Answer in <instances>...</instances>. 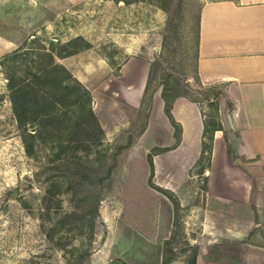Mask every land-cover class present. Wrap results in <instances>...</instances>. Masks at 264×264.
Here are the masks:
<instances>
[{
	"label": "rangeland",
	"instance_id": "obj_1",
	"mask_svg": "<svg viewBox=\"0 0 264 264\" xmlns=\"http://www.w3.org/2000/svg\"><path fill=\"white\" fill-rule=\"evenodd\" d=\"M201 2L81 0L61 5L50 11L49 24L31 32L20 44L28 55L12 57L8 51L0 58V264H86L89 252L107 233L103 217L112 220L111 232L121 218L136 217L143 224L150 212L154 214L151 198L161 192L148 179L143 184L131 182V154L121 153L145 122V102L134 111L99 92L104 126L93 108L98 106L93 96L89 103L95 118L86 106L81 111L83 116L77 118L74 105H58L59 119L51 118L49 125L38 117L19 125L8 95V73L14 71L20 78L24 67L36 69L41 60L47 59L39 51H52L58 60L55 51L76 34L89 43L87 53L102 54L117 72L119 62L128 54L141 51L139 44L160 37L152 49L154 67L146 93L163 81L170 93L185 91L195 98L203 106L207 122H220V114L231 105L225 85L201 83L195 72L197 10ZM98 71L94 68L91 72L95 83ZM96 92L94 88V95ZM113 101L121 103V112L111 111ZM122 143L126 144L114 153ZM205 155L174 192L179 202L174 231L166 244L168 261L161 262L163 242L136 252L128 249L124 257L136 264H193L198 218L202 216V209L193 203L202 195L206 182ZM132 184L135 194L131 193ZM262 238L264 235L257 232L248 237ZM134 240L141 241L139 236ZM224 245L207 251L215 257L210 264H240L238 248L227 244L222 249ZM109 264L129 263L114 255Z\"/></svg>",
	"mask_w": 264,
	"mask_h": 264
},
{
	"label": "crops",
	"instance_id": "obj_2",
	"mask_svg": "<svg viewBox=\"0 0 264 264\" xmlns=\"http://www.w3.org/2000/svg\"><path fill=\"white\" fill-rule=\"evenodd\" d=\"M79 1L0 0V58L31 32L49 24L50 11ZM196 27V76L204 84H224L231 105L220 114V124L212 130L205 187L193 203L195 208L202 209L196 231L195 264L212 263L215 257L207 251L221 244H225L222 249L227 244L238 248L240 264H264V238L248 239L255 232L264 235V0H202ZM160 39L139 44L141 51L128 54L119 62L117 72H113L102 54L87 53L88 46L56 58L91 88L90 94L98 104L93 108L104 126L106 118L104 106L98 100L99 92L135 111L141 103L152 49ZM85 54L91 58L80 61ZM92 65L100 73H96V83ZM112 104L113 113L121 112V103ZM170 112L180 124L177 141L163 109L161 86H157L152 91L142 130L121 153L131 154V182L143 184L150 170L146 154L151 147L158 146L151 154V179L175 192L189 170L204 157L201 142L206 119L203 106L183 92L173 96ZM136 191L134 187L131 193ZM151 199L154 214L145 216L143 224L136 217H125L117 220L116 230L111 232L112 220L103 217L107 233L89 252L86 264H109L114 255L136 264L124 257L128 249L134 252L161 244L171 233L173 205L163 192ZM136 236L141 239L139 243L134 240Z\"/></svg>",
	"mask_w": 264,
	"mask_h": 264
},
{
	"label": "trees",
	"instance_id": "obj_3",
	"mask_svg": "<svg viewBox=\"0 0 264 264\" xmlns=\"http://www.w3.org/2000/svg\"><path fill=\"white\" fill-rule=\"evenodd\" d=\"M87 46H89V43L87 41H84L80 34H76L70 37V39H68L67 42L64 44V47L61 50H56L55 53L56 55L62 56ZM38 53L39 55L47 57V59L41 60L42 62L36 69H29L28 67H24V75L20 78L15 77L14 71L9 72L7 75L8 95L11 100L13 114L17 120V123L21 125L23 121L32 122L34 118L38 117L41 118V121L43 118V124L49 125V120L51 118H56L57 120L59 119V112L57 107L58 105H74L75 110L73 111V113L75 112V116H77V118H81L83 116V113L81 111L83 108H85V106L87 107L88 112L92 113L93 115V111L89 103L91 100L89 88L83 82H81L75 75H73L72 72L62 62L56 60L53 57L52 51H39ZM8 54L12 55V57L18 56L20 58H23L28 55L29 52H27L25 49H21V46L19 45L10 50ZM153 67L154 61L152 59L148 69L144 91L141 98V103L145 102L146 104L145 116L147 115V109L149 107L152 94V91H150L149 93L146 92L150 79L152 78ZM159 83H161L163 109L169 117L171 124L173 125V133L175 136V140L177 141L179 138L180 124L173 118L170 112V105L173 96L179 91L175 93H170L168 86H166L163 81H160ZM181 92L187 94L185 91ZM189 97L195 100V98H193L192 96L189 95ZM64 111L65 110H63V112ZM219 124L220 122L214 120H211L210 122H207V120L204 121L201 145L202 154H206L205 156L207 159V163L209 160V153L211 148L212 130ZM142 128L143 125L139 131H141ZM32 129L36 130L35 125H33ZM125 144L126 143L117 145V149L116 151H114V153L119 151ZM158 148V146H153L146 154L150 169L148 175V182L153 187L163 192L172 202V224L174 226L176 222V210L179 201L173 191L166 187L156 184L151 179L153 171L151 154ZM203 187H205V184ZM173 231L174 229L172 227L170 235L163 240L161 257L162 263L167 262L169 259V257L166 255V244L168 242V238L172 236ZM192 261L193 264H195V256H192Z\"/></svg>",
	"mask_w": 264,
	"mask_h": 264
},
{
	"label": "built area",
	"instance_id": "obj_4",
	"mask_svg": "<svg viewBox=\"0 0 264 264\" xmlns=\"http://www.w3.org/2000/svg\"><path fill=\"white\" fill-rule=\"evenodd\" d=\"M207 171V170H206Z\"/></svg>",
	"mask_w": 264,
	"mask_h": 264
}]
</instances>
